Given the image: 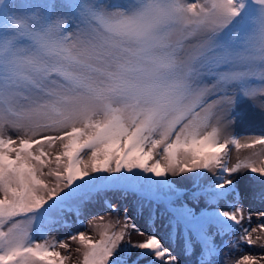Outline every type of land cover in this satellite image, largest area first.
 <instances>
[{
    "label": "snow or ice",
    "instance_id": "1",
    "mask_svg": "<svg viewBox=\"0 0 264 264\" xmlns=\"http://www.w3.org/2000/svg\"><path fill=\"white\" fill-rule=\"evenodd\" d=\"M254 10L264 0H41L9 17L0 264H264ZM86 216L99 238L73 231ZM157 216L180 254L137 223Z\"/></svg>",
    "mask_w": 264,
    "mask_h": 264
},
{
    "label": "rangeland",
    "instance_id": "2",
    "mask_svg": "<svg viewBox=\"0 0 264 264\" xmlns=\"http://www.w3.org/2000/svg\"><path fill=\"white\" fill-rule=\"evenodd\" d=\"M41 0H0V35H5L8 33H5L3 31V26L9 25L8 18L11 17L13 19L30 14L31 12L35 11V6L40 3ZM106 3L110 4H123L126 2V0H105ZM237 131H241L240 126H237ZM233 162L232 160L229 161V163ZM175 180V178H172ZM178 186H184L188 187L190 186L187 181L178 182ZM109 197L113 200V202H116L118 197L112 196L111 193L108 194ZM125 206L132 208V198L129 197L127 201H123ZM91 213L95 215H104L105 220L112 219V215H105V212L103 210L102 205H96L94 208L91 209ZM90 218V216L85 217V225L82 228L75 227L73 231H85L88 234L92 235L94 238H99L95 233L92 232L91 228L87 225V219ZM137 223L141 228H144L146 231H155V233L163 238V242L166 245H171L174 248V251L176 254H180L181 247L183 244V241L177 237L174 242L169 241L168 234L170 232V228L166 226V221L161 220L159 216H157L155 226L154 228H150L148 225H146L143 221L137 220ZM54 235H58L60 237H63L66 235L65 230H61L59 233H55ZM142 239V237L133 235L132 240H139ZM75 247V245H73ZM63 251V250H61ZM78 254L73 255V260H78ZM183 260V257H181Z\"/></svg>",
    "mask_w": 264,
    "mask_h": 264
},
{
    "label": "clouds",
    "instance_id": "3",
    "mask_svg": "<svg viewBox=\"0 0 264 264\" xmlns=\"http://www.w3.org/2000/svg\"><path fill=\"white\" fill-rule=\"evenodd\" d=\"M258 0H253L257 3ZM248 35L251 38V46L258 54L257 58H264V12L254 10L249 17Z\"/></svg>",
    "mask_w": 264,
    "mask_h": 264
}]
</instances>
